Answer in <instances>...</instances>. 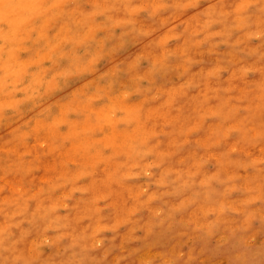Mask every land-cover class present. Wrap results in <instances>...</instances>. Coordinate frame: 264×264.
<instances>
[{"label": "rangeland", "instance_id": "1", "mask_svg": "<svg viewBox=\"0 0 264 264\" xmlns=\"http://www.w3.org/2000/svg\"><path fill=\"white\" fill-rule=\"evenodd\" d=\"M42 9L0 0V264H264V0Z\"/></svg>", "mask_w": 264, "mask_h": 264}, {"label": "bare ground", "instance_id": "2", "mask_svg": "<svg viewBox=\"0 0 264 264\" xmlns=\"http://www.w3.org/2000/svg\"><path fill=\"white\" fill-rule=\"evenodd\" d=\"M57 1V0H39V8L41 9V10H44V9H42V8H45L46 6H48V5H53V4H55V2ZM113 2H117V3H120V1L121 0H112ZM75 4H77V2L75 3ZM79 4V3H78ZM101 15L99 16L102 20H104V16H105V14H106V11L105 10H101ZM74 24V23H73ZM88 28H89V25H84L83 26V28H81V29H79V30H74V33H76V32H82V33H85V32H88ZM9 44H11V43H9ZM85 257V255H84V252L82 253V257L81 258H84Z\"/></svg>", "mask_w": 264, "mask_h": 264}]
</instances>
